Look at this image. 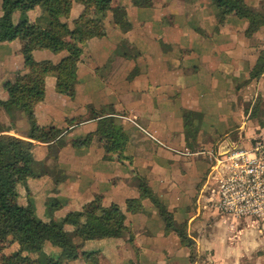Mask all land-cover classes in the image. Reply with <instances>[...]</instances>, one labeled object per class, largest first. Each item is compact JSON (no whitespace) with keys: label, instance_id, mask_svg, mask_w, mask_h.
<instances>
[{"label":"crops","instance_id":"crops-1","mask_svg":"<svg viewBox=\"0 0 264 264\" xmlns=\"http://www.w3.org/2000/svg\"><path fill=\"white\" fill-rule=\"evenodd\" d=\"M113 4L125 9L130 23L126 31L113 19L117 11L108 9L94 21L93 35L77 42V22L84 14L90 15L92 8L71 0L69 14L62 18L65 47L61 51H25L41 16L39 6L26 12L28 25L21 35L0 41V100L8 98L7 87L14 82L16 73L32 76L36 95L29 104L40 131L50 138L47 142L31 139L32 158L44 170L40 176L16 182V201L20 205L32 204L43 221L62 219L69 212L81 214L90 205L100 209L118 205L132 241H128L127 234L90 239L83 243V252H97L108 264H186L188 248L180 243L173 229H165L140 182L144 181L165 205L175 225L186 223L187 236L199 251L197 218L215 199L217 177L225 170L223 165H216L215 158L231 144L248 146L259 133L243 131L245 121H233L232 117L226 121V116L222 122L227 127L238 124V137L242 138L243 132L246 140L236 141L226 135L214 146L202 139L208 132L206 126L195 130L197 124L192 118L190 126H185L184 113H200L204 122L211 121L221 107L234 101L235 80L243 73V60L248 55L244 49L247 38L241 33L246 22L238 28L239 23L227 18L219 37L213 38V32L207 29L210 14L201 3L157 0L138 7L131 0H112L111 7ZM3 15L0 0V18ZM19 15V11L12 12V24ZM197 25L203 30L199 31ZM228 43L241 45L240 63L238 56L237 61L229 60L233 55L228 48L218 51ZM76 46L81 53L72 66L65 93L56 91L52 72L42 81L36 78L38 70H50ZM237 107L242 108L243 103ZM0 111L6 119L5 127H10L6 133L28 139L25 114L15 111L10 116L1 108ZM107 117L113 120L116 132L124 133L119 147L96 131ZM217 134L221 133L213 137ZM128 199H137L140 211H128ZM212 209L207 214H222L213 203ZM214 222L220 224L221 220ZM64 228L72 230L70 225ZM207 243L212 249V243ZM215 256L216 264H221L217 253ZM80 259L63 264H85Z\"/></svg>","mask_w":264,"mask_h":264},{"label":"trees","instance_id":"trees-1","mask_svg":"<svg viewBox=\"0 0 264 264\" xmlns=\"http://www.w3.org/2000/svg\"><path fill=\"white\" fill-rule=\"evenodd\" d=\"M16 1V0H15ZM20 7L22 3L27 2L29 7L38 5L42 8L45 17V25L40 20H36L35 27L31 34L26 52L33 49H49L52 52H58L64 49L65 41L62 35L65 33V23L62 18H66L71 7V0H18ZM84 3L87 8H92L93 14H100L111 7L112 0H78ZM215 5L221 9L222 15L236 13L247 20L245 33L251 35L264 25V8L262 11L248 5L244 0H213ZM136 5L141 4V0H133ZM4 15L0 18V41L12 40L24 31L28 25V19L25 12L21 14L17 25L10 21V13L14 8L7 0L2 2ZM94 15H83L79 18L74 39L82 43L90 38L94 33ZM115 23L126 31L130 28V23L123 11H117L113 15ZM81 53L80 47L76 46L72 53L66 55L58 63L52 66L50 70L40 69L36 73V78L40 81L48 72H52L56 77L55 88L59 93L67 91L69 82L72 78V66L78 61ZM264 71V53H261L250 72V77L255 78ZM8 98L0 100V108L8 115L15 111H21L25 114L29 130L28 139L20 138L6 133L10 127H0V243L4 244L8 239L16 242L19 246L14 255L4 259L0 258V264H63L64 261L74 260L79 257L77 245L73 241V236L79 234L78 231H68L64 224L75 225L79 217L83 218L84 239L121 237L129 233L124 224V215L116 205L106 208H96L88 206L81 214L69 212L61 223L54 220L43 221L36 217L32 204H17L15 198H12V187L17 181H23L26 177L33 175L32 165V140L47 142L50 138L45 137L36 124L33 111L30 106V100L36 95L35 79L29 74L16 73L14 82L7 87ZM196 112L187 111L184 113L185 126H190L191 115ZM98 133L105 138L115 141L119 146L123 144L124 133L116 132L114 122L111 118H104L98 124ZM187 132V131H186ZM187 135V133H186ZM90 137L88 135L83 141L86 142ZM77 145V142H73ZM140 187L145 195L150 199L159 215L162 217L165 229H173L178 235L180 242L191 243L186 232L175 225L171 213L165 205L160 202L152 191L147 187L144 181L140 182ZM127 210L138 212L141 209L140 202L137 199L126 200ZM130 234V233H129ZM128 240L132 241V235H128ZM45 241H49L53 246L59 248L58 256L48 255L42 249ZM23 253L37 254L35 259H30ZM82 258L85 264H99L97 252H82Z\"/></svg>","mask_w":264,"mask_h":264},{"label":"rangeland","instance_id":"rangeland-1","mask_svg":"<svg viewBox=\"0 0 264 264\" xmlns=\"http://www.w3.org/2000/svg\"><path fill=\"white\" fill-rule=\"evenodd\" d=\"M11 4H14V6H18L19 1L18 0H7ZM133 2V0H131ZM157 0H152L153 4L156 3ZM182 3L190 1L191 4L196 3L199 5L200 3L206 6V10L208 11V14H210V19H207V29L211 30L209 32L212 33L213 38H218L219 32L221 30V27L224 23H226L227 18L234 20V23H239V27H241V24L246 22L245 28L242 30V35L247 38V44H245L244 49L248 52L246 60H243V73L240 74V77L238 79L236 78L235 83V93H234V101H230L226 104V106L221 107L222 110L219 113V115L214 114L211 117H214L211 119V121H205L204 117L200 113H196V115H191L190 117L192 119H195V122L197 126L195 127V130L198 129V126H206L208 132L206 135H203L202 139L205 143H210L214 146L215 143L219 139H223L226 135H229L232 137V139H235L236 141H243L245 142L246 137L243 135L242 132L241 136L242 138H239L238 136V127L239 125L234 122V125H231V127H227L222 120L223 118L229 120V117H232L231 120L236 121L237 118L239 121H245V125L243 127V131H254L255 133H263L264 132V71L261 75L255 78L250 77V72L252 68L254 67L255 62L257 61L259 55L261 53H264V25L259 27L257 31L252 33L251 35H248L245 33V30L247 28V20L236 13H230L226 15H222L221 9L215 5L213 0H181ZM248 5L254 7L255 9L262 11L264 8V0H244ZM3 2V0H2ZM150 0H141L142 3L150 4L152 3ZM200 4V5H201ZM16 6V7H17ZM20 7L14 8L11 13L10 17L12 15L13 11H19L20 15L18 20L21 17V14L23 12H26L32 8L29 7L27 2L22 3ZM38 6V5H35ZM140 7L141 5H137ZM34 7V6H33ZM40 7V6H39ZM41 9V16H39L40 22L45 21V17L43 14V10ZM112 12L114 11H125L124 7L119 4H113V6L110 8ZM91 15H94L93 12H89ZM95 19L98 20V18H101L100 14H95ZM27 17V16H26ZM198 19V18H197ZM196 18V22L198 21ZM11 20V18H10ZM12 21V20H11ZM18 21L15 25H17ZM198 23V22H197ZM193 26V24H192ZM199 31H202L203 29H200L199 25L196 26ZM235 28V26H234ZM197 32L198 34L200 32ZM202 37V36H198ZM239 37V36H237ZM225 48H228L231 55L229 56V60L232 62L235 60L237 61V56L239 57V63L240 60V49L241 45L235 44V43H228L227 45H223L221 48H218V51L224 52L226 51ZM246 61V62H245ZM226 96H229V93L226 94ZM243 103V107H237L238 103ZM221 114V115H220ZM6 120L3 117L2 112L0 111V127H4L6 124ZM232 123V122H231ZM195 124V125H196ZM211 125V126H210ZM211 127V130L210 128ZM225 131V132H224ZM191 132V129H190ZM221 133L220 135L217 134L213 137L215 133ZM224 132V133H223ZM211 136L210 137V134ZM245 137V138H244ZM44 168L40 163L33 162L32 170L33 175L40 176ZM14 196L12 198H17L16 193V185L12 187L11 189ZM50 201V200H49ZM48 201V204H49ZM17 204L18 202L15 201ZM207 208L204 209L200 214L198 215V226L200 230V235L195 234L197 239L199 240L200 248L199 251H197L195 246V241L190 238L191 243H187L189 245H186L185 243H181L183 246H186L188 248V258L189 261L186 264H216V261L214 258H216L215 254L217 253L219 257V262L221 264H264V219L263 220H250V219H242V218H235L230 215H214L213 213L207 214V212H212V203L208 202ZM54 207V206H52ZM118 209L120 211L121 208L117 205ZM35 212V211H34ZM48 215H50L51 218L52 215L49 212H46ZM205 213V214H204ZM78 214H80L78 212ZM204 214V215H203ZM36 215V214H35ZM203 216H206L205 218ZM215 216V217H214ZM36 217H38L36 215ZM39 218V217H38ZM40 219V218H39ZM54 221L61 223L62 219H55ZM221 220L220 224H216L214 221ZM70 225V224H64ZM72 227V230H76L79 232V234L75 237L73 236V241L77 245L78 252L80 253L79 257L76 259L81 260L82 258L81 253L83 252V243L90 239H84V230L85 228L83 223V218L79 217L78 221L75 225H70ZM181 229H183L186 234V223L178 224ZM154 227V226H153ZM156 227H154L155 229ZM131 234V232H129ZM127 235H130V234ZM132 235V234H131ZM188 235V234H187ZM106 238H114L112 236L106 237ZM189 238V237H188ZM95 239V238H93ZM129 241V240H128ZM210 241L212 243V249H210L209 244L207 243ZM130 242V241H129ZM19 246L16 242H12L10 239H8L4 244L0 243V258L4 259L6 257H10L14 255V253L17 252ZM205 248V249H204ZM46 254L58 256L60 254L59 248L53 246L49 241H45L42 249ZM221 254V255H220ZM23 255L28 256L30 259H35L37 254L33 253H23ZM104 256L98 254V263L99 264H108L107 261L104 260ZM75 260V259H74ZM73 261V260H70Z\"/></svg>","mask_w":264,"mask_h":264},{"label":"built area","instance_id":"built-area-1","mask_svg":"<svg viewBox=\"0 0 264 264\" xmlns=\"http://www.w3.org/2000/svg\"><path fill=\"white\" fill-rule=\"evenodd\" d=\"M225 170L217 177L215 209L235 218L264 219V134L248 146H228L215 158Z\"/></svg>","mask_w":264,"mask_h":264}]
</instances>
